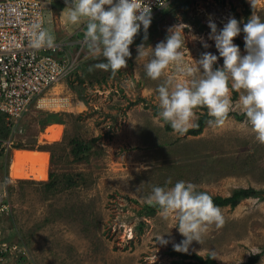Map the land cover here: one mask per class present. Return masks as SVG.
I'll return each instance as SVG.
<instances>
[{"label": "rangeland", "instance_id": "rangeland-1", "mask_svg": "<svg viewBox=\"0 0 264 264\" xmlns=\"http://www.w3.org/2000/svg\"><path fill=\"white\" fill-rule=\"evenodd\" d=\"M43 1L50 2L54 16L46 28L68 43L78 42L74 52L80 53V61L78 70L32 104L12 133L14 150L0 156V189L7 188L10 201L9 213L0 216V240L21 251L9 264H185L187 254L211 256L218 264H246L258 255L256 264H264V200L250 198L237 207L220 208L223 223L209 225L186 252L173 248L185 239L175 214L164 217L147 203L153 186L171 188L180 180L214 197H230L241 188L264 191V144L247 123L240 103L244 90L232 89L229 81L231 105L223 126L208 123L196 137L178 134L159 116L157 89L169 77H184L169 65L158 79L149 78L144 65L151 57L137 52L143 43L142 50L151 53L148 46L164 40L169 28H184V61L197 69L189 79L199 78L202 71L195 60L205 51L218 55L208 39V20L219 30L235 17L243 28L246 11H251L249 18L264 20V0H175L152 17L148 39L143 40V33L130 45L126 67L115 75L89 70L104 57L84 44L86 21L66 25L65 6ZM200 37L211 47L204 48ZM234 43L245 54L244 35ZM222 64L219 58L213 67ZM207 111L196 107L189 129ZM52 126L62 127L56 141L46 138ZM4 133L8 137L11 131ZM80 143L90 151L77 162L72 150ZM54 144L52 158L45 147ZM17 150L48 153L46 180L10 176ZM50 173L56 175L51 189L46 185ZM163 234L170 241L166 246L157 243Z\"/></svg>", "mask_w": 264, "mask_h": 264}, {"label": "clouds", "instance_id": "clouds-1", "mask_svg": "<svg viewBox=\"0 0 264 264\" xmlns=\"http://www.w3.org/2000/svg\"><path fill=\"white\" fill-rule=\"evenodd\" d=\"M65 3L64 23L77 25L86 21L84 39L87 47L104 57V61L91 66L90 71L100 69L115 75L126 67L135 36L143 30V40L148 39L152 22L149 0H65ZM208 27V39L214 41L218 55L205 51L195 60L202 71L199 78L189 79L197 69L184 61V28H169L164 40L154 48L148 46L151 53L142 50L146 49L143 43L137 45L138 56L151 57L144 65L149 78L158 79L169 65L176 66L184 77L183 80L169 77L158 87L159 116L170 123L175 132L183 135L193 126L194 109L206 106L212 117L208 123L215 127L223 126L230 111L231 80L232 89L244 90L240 103L247 123L255 139L264 144V20L251 15L241 28L240 21L230 17L218 30L217 24L209 19ZM242 31L245 33L243 55L239 45L234 43V38ZM55 39L44 27L43 18L31 24L30 44L33 49L53 48ZM199 39L204 48L211 47L203 37ZM219 58H223V64L214 68ZM147 203L158 206L164 217L175 214L176 227L185 237L180 243H173L174 250L178 252L188 251L192 241L199 242L209 225L223 223L221 209L213 198L207 192L198 191L192 182L180 180L171 188L153 186ZM166 234L159 237L158 244L166 246L170 242L165 238Z\"/></svg>", "mask_w": 264, "mask_h": 264}, {"label": "built area", "instance_id": "built-area-1", "mask_svg": "<svg viewBox=\"0 0 264 264\" xmlns=\"http://www.w3.org/2000/svg\"><path fill=\"white\" fill-rule=\"evenodd\" d=\"M58 1L67 6L65 0ZM174 1L149 0L152 17L169 8ZM50 8V2L43 0H0V156L14 150L12 133H17L19 122L32 104L79 66L80 53L71 51L66 41L55 39L53 48L37 50L31 47V24L40 18L44 20V27L53 23ZM142 34L143 30L135 37ZM83 42L86 43L85 39ZM4 129L11 131L8 137ZM6 189H0V216L10 210ZM16 251V246H8L0 240V264H9L21 253Z\"/></svg>", "mask_w": 264, "mask_h": 264}, {"label": "trees", "instance_id": "trees-1", "mask_svg": "<svg viewBox=\"0 0 264 264\" xmlns=\"http://www.w3.org/2000/svg\"><path fill=\"white\" fill-rule=\"evenodd\" d=\"M251 14V11H246L245 14V18L248 20L249 15ZM241 34L245 35V33H243V31L241 32ZM140 36H137L134 38L133 44H136L140 38ZM79 68V67H78ZM78 70V69H77ZM207 110V107H206ZM229 117V114L227 116V118ZM237 120H242L243 117H239L236 116ZM212 119V117L209 116L208 111L203 114V116L198 120L197 125L195 128L192 129H188V131L185 133L188 136H199L202 134L204 128L206 127V125L208 124V121ZM167 127L172 129L170 123L167 122ZM5 132H7L4 129ZM54 147H56V145H49L46 146L45 148L47 149L48 152L51 153V157L53 158V150ZM89 145H87V143H80L78 145V147L76 146V148H74L72 150L73 155L75 156V159L77 162H82L84 161V159L88 158V153H89ZM55 177L56 175L54 173H50L49 178H50V182H48L46 185L48 186L49 189L53 188L56 186V182H55ZM213 198L214 203L219 207H237L241 201L246 200V199H250V198H260L262 200H264V191H259L256 190L254 188H248V189H236L233 191L232 195L230 197H222V196H211ZM150 207V208H149ZM148 208L151 209L153 212L155 210H160L158 206H149ZM150 210V213H152V211ZM186 259H189L188 262H186L185 264H218L215 259L211 256H208L207 258H203L197 254H187L185 255ZM260 256H252L248 262L246 264H256L259 260Z\"/></svg>", "mask_w": 264, "mask_h": 264}, {"label": "bare ground", "instance_id": "bare-ground-1", "mask_svg": "<svg viewBox=\"0 0 264 264\" xmlns=\"http://www.w3.org/2000/svg\"><path fill=\"white\" fill-rule=\"evenodd\" d=\"M57 93V92H56ZM44 102V101H43ZM61 126H52L47 129L46 138L56 141L61 136ZM48 153L17 150L10 167V176L18 179L46 180Z\"/></svg>", "mask_w": 264, "mask_h": 264}, {"label": "crops", "instance_id": "crops-1", "mask_svg": "<svg viewBox=\"0 0 264 264\" xmlns=\"http://www.w3.org/2000/svg\"><path fill=\"white\" fill-rule=\"evenodd\" d=\"M86 25V24H85ZM83 32V31H82ZM76 38H78L79 39V37L81 36V32H79L78 34H76ZM56 40L57 41H60V40H62V41H66V40H64L61 36H58V35H56ZM68 45H69V48H70V50L71 51H74L75 49H77V46H78V42H72V43H68Z\"/></svg>", "mask_w": 264, "mask_h": 264}]
</instances>
